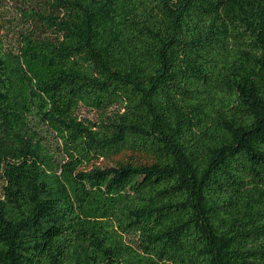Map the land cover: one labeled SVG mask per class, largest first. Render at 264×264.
<instances>
[{"label": "trees", "instance_id": "obj_1", "mask_svg": "<svg viewBox=\"0 0 264 264\" xmlns=\"http://www.w3.org/2000/svg\"><path fill=\"white\" fill-rule=\"evenodd\" d=\"M0 264H264V0H0Z\"/></svg>", "mask_w": 264, "mask_h": 264}, {"label": "rangeland", "instance_id": "obj_2", "mask_svg": "<svg viewBox=\"0 0 264 264\" xmlns=\"http://www.w3.org/2000/svg\"><path fill=\"white\" fill-rule=\"evenodd\" d=\"M2 13L3 14H5L4 15V17L5 18H10V20L12 21V23H10V22H8V21H6V22H4L5 23V25L6 26H8V29H7V31H9V33L11 32V30L14 28V27H16V26H14V23H15V25H16V23L18 22L16 19H17V15H16V12H15V6L13 5V4H11L10 2H8V1H6L5 3H4V9H3V11H2ZM14 26V27H13ZM5 30V29H4ZM11 39H12V41L14 42L15 41V37H14V35H10L9 36ZM8 37V38H9ZM80 114L81 115H84V116H87V117H89V118H92V119H96L97 118V116H98V114H97V112L96 111H94V110H89V109H86V108H81L80 109ZM109 160H102L100 163H101V165L103 164V165H106V164H109Z\"/></svg>", "mask_w": 264, "mask_h": 264}]
</instances>
